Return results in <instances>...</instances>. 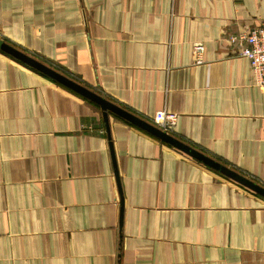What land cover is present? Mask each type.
Here are the masks:
<instances>
[{"label":"crops","instance_id":"obj_1","mask_svg":"<svg viewBox=\"0 0 264 264\" xmlns=\"http://www.w3.org/2000/svg\"><path fill=\"white\" fill-rule=\"evenodd\" d=\"M263 19L264 0H0V42L148 122L176 113L174 136L264 186V91L230 40ZM109 127L0 48V264H264L263 196Z\"/></svg>","mask_w":264,"mask_h":264},{"label":"water","instance_id":"obj_2","mask_svg":"<svg viewBox=\"0 0 264 264\" xmlns=\"http://www.w3.org/2000/svg\"><path fill=\"white\" fill-rule=\"evenodd\" d=\"M0 48L6 51L7 53L11 54L15 58L19 59L20 61L30 65L34 69L54 79L56 82L72 89L73 91L79 93L85 98L100 105L103 110V115H104V119H105V123L108 129L109 135H110L109 112H112L124 118L125 120L141 127L142 129L162 139L163 141L169 143L170 145L182 150L184 153L190 154L191 156L201 161L202 163L204 162L206 165H208L212 169L223 173L224 175L231 178L232 180L239 182L240 184L248 187L251 190H254L255 192H257L258 194L264 197V186L258 184L254 180L249 179L248 177H246L239 171L228 167L226 164L222 163L221 161L220 162L217 161L216 159L212 158L211 156H208L207 154L201 153L200 151L195 149L190 144L185 143L184 141L178 139L176 136L159 129L153 123L148 122L134 115L133 113L113 103L112 101L108 100L107 98L95 92L94 90L76 81L75 79L43 63L37 58L17 49L13 45H10L6 42H0ZM112 152H113V149H112ZM116 176H117V180L120 186L119 171L117 168H116ZM121 206H122V215H123V210H124L123 200L121 202Z\"/></svg>","mask_w":264,"mask_h":264},{"label":"built area","instance_id":"obj_3","mask_svg":"<svg viewBox=\"0 0 264 264\" xmlns=\"http://www.w3.org/2000/svg\"><path fill=\"white\" fill-rule=\"evenodd\" d=\"M230 40L238 45L240 49L238 56L249 61L255 84L264 91V19L261 26L232 36ZM204 49L202 43L196 44L194 47V54L198 62H201ZM176 122L177 114L169 110L159 111L153 119L155 126L172 135L175 132Z\"/></svg>","mask_w":264,"mask_h":264}]
</instances>
